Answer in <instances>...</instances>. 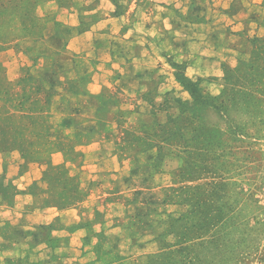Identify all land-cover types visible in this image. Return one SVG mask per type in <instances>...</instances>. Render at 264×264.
Masks as SVG:
<instances>
[{
	"label": "rangeland",
	"instance_id": "rangeland-1",
	"mask_svg": "<svg viewBox=\"0 0 264 264\" xmlns=\"http://www.w3.org/2000/svg\"><path fill=\"white\" fill-rule=\"evenodd\" d=\"M203 1L153 36L0 0V264H120L195 223L264 264V0ZM194 44L218 63L190 78Z\"/></svg>",
	"mask_w": 264,
	"mask_h": 264
},
{
	"label": "crops",
	"instance_id": "crops-1",
	"mask_svg": "<svg viewBox=\"0 0 264 264\" xmlns=\"http://www.w3.org/2000/svg\"><path fill=\"white\" fill-rule=\"evenodd\" d=\"M207 0L203 1L206 2ZM70 12L74 11L76 17L81 15L85 7L92 5L91 13L98 22L114 23L118 20L121 21L123 26L127 28V34L134 35L135 32H143L138 27V20L143 19L142 27H147L149 35L160 34V30H167V34H185L178 31L180 26L176 25L175 18H190L188 15L191 5L194 3L202 2V0H69ZM181 9V11H177ZM82 10V11H81ZM85 12V11H84ZM175 12V13H174ZM197 16L193 15L191 18L195 19ZM136 20V21H135ZM128 25V26H127ZM201 25V24H200ZM199 23H193L191 30L198 29ZM153 30L154 28H157ZM120 29V27H119ZM151 29L153 31H151ZM185 30L186 28H182ZM95 26L81 30L80 35H93L95 34ZM116 32V31H113ZM164 32V31H163ZM79 33V32H77ZM196 33V32H194ZM97 34H109L107 30H99ZM177 40H180L177 37ZM182 40V39H181ZM139 42V41H138ZM199 44V43H197ZM196 45V44H194ZM192 46L191 50L187 51L188 57L191 60L186 67V74L190 78H196L202 75L203 67L202 60L208 61L209 70L215 66L218 59L216 52H212L208 57H200L198 53L201 47L199 45ZM182 51V48H178ZM206 50V49H205ZM181 56H183L181 54ZM209 73V72H203ZM228 229V226L225 227ZM225 229V230H226ZM207 233L197 235V237H185L187 240H179L181 235L169 234L162 228L160 232L155 229L151 233H147L145 243L154 245V249L144 250L138 252L135 256H121L123 260L120 264H232L234 263L233 252L231 243V235L219 234L218 229H208ZM224 229H222L223 231ZM221 233V231H220ZM225 243L220 245L219 243ZM182 243L185 245L183 252L176 250L173 246ZM223 252L220 247L225 246ZM132 254V253H131Z\"/></svg>",
	"mask_w": 264,
	"mask_h": 264
},
{
	"label": "trees",
	"instance_id": "trees-1",
	"mask_svg": "<svg viewBox=\"0 0 264 264\" xmlns=\"http://www.w3.org/2000/svg\"><path fill=\"white\" fill-rule=\"evenodd\" d=\"M65 2L68 3L69 6H70V2H69V0H65ZM80 17L82 18L83 16H80ZM80 24L82 25V21L80 22ZM84 28H85V27L81 28L80 31H81V30H84ZM185 81H186L187 83H192V81H191L189 78L185 79ZM171 220H172V219H171ZM177 221H178V220H177ZM168 228H169V229L166 230V233H169L170 231H172V229H174V225L170 224V225L168 226ZM199 230H201V227L198 226L197 223H195V224L193 225V228H192V229H187L186 226H181V227H180V225H177V232H176V234L181 235V238H180L179 240L184 241V240H187V238H185V237H194L195 235H196L195 237H197V235H198L199 233H196V232H198ZM205 231L207 232V231H209V230H208V229H205ZM181 245H182V246H181ZM173 247H174V246H173ZM175 249H176L175 251L183 252L184 249H185V245L182 244V243H179V245H177V248H175Z\"/></svg>",
	"mask_w": 264,
	"mask_h": 264
}]
</instances>
